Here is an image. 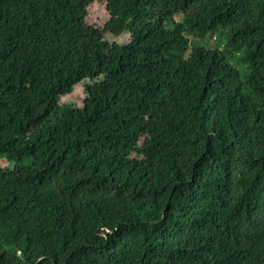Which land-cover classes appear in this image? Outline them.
I'll list each match as a JSON object with an SVG mask.
<instances>
[{
	"label": "trees",
	"instance_id": "obj_1",
	"mask_svg": "<svg viewBox=\"0 0 264 264\" xmlns=\"http://www.w3.org/2000/svg\"><path fill=\"white\" fill-rule=\"evenodd\" d=\"M94 1L0 0V264H264V0Z\"/></svg>",
	"mask_w": 264,
	"mask_h": 264
},
{
	"label": "rangeland",
	"instance_id": "obj_2",
	"mask_svg": "<svg viewBox=\"0 0 264 264\" xmlns=\"http://www.w3.org/2000/svg\"><path fill=\"white\" fill-rule=\"evenodd\" d=\"M109 19V14L106 6L105 1H98L95 0L93 3L90 4L88 7V16L87 22L90 24L103 26L105 22ZM178 19V17H177ZM210 34H205L204 37H195L193 34H189L188 37L190 39V46L194 44L199 45H209V41L212 42V47H217L220 50H226L225 43L226 38H222L219 42H216L213 38L212 40L209 39ZM105 39H107L111 43H118L121 44L127 41L130 37L129 31H124L121 35L115 36L111 33L105 34ZM228 61L236 67L242 74H245L248 71L247 63L244 62L239 54H235L228 58ZM62 103H73L77 106L83 105L84 102V83H78L75 85L74 90L71 94L65 95L61 98ZM29 160H25L23 165H28ZM0 164L2 166H9V161L6 158L0 159Z\"/></svg>",
	"mask_w": 264,
	"mask_h": 264
}]
</instances>
